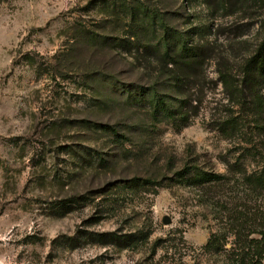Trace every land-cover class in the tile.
<instances>
[{"label":"rangeland","instance_id":"obj_1","mask_svg":"<svg viewBox=\"0 0 264 264\" xmlns=\"http://www.w3.org/2000/svg\"><path fill=\"white\" fill-rule=\"evenodd\" d=\"M143 6L211 55L208 81L193 89L199 114L179 130L148 109L155 92L169 107L181 95L154 42L132 36L129 16ZM263 35L261 0L243 11L202 0H0V264H226L227 215L241 211L249 227L264 216V193L238 176L221 191L197 187L192 171L264 167V112L240 134L215 129L239 111L218 65L236 75ZM109 232L135 242L93 236ZM219 234L218 249L208 246Z\"/></svg>","mask_w":264,"mask_h":264},{"label":"trees","instance_id":"obj_2","mask_svg":"<svg viewBox=\"0 0 264 264\" xmlns=\"http://www.w3.org/2000/svg\"><path fill=\"white\" fill-rule=\"evenodd\" d=\"M202 1L209 8H222L230 11L234 9L243 11L246 2H248V0ZM261 3L264 4V0H261ZM142 8L141 16L134 13L129 16L130 21L128 23L133 25L134 32L132 36L135 37V43L145 48L148 41L154 42L151 52L163 63L164 72L174 81V86L181 95L178 104L169 107L166 98L155 92L148 109L153 121L161 118L163 122H167L174 129L179 130L187 127L199 114L202 100L194 97L195 92L193 89L196 84L202 87L208 81L205 67L207 60H211V55L208 51H203L204 46L201 44L188 48L186 33L178 31L169 33L167 31L169 28L167 18L164 15L145 6ZM154 28L161 30L163 33L161 35L156 33ZM218 64L220 63L218 62ZM218 66L216 71L218 81L226 88L230 100L238 106L239 111H237V117L233 115V110L230 111L229 116L217 124L215 129L222 134L233 136L242 133L246 126L244 120L249 115H251V119L256 120L264 112V99L260 94L264 85V35L255 45L251 54L244 60L240 71L236 75L233 74V69H229L226 65ZM240 167L239 164L229 166L228 173L232 177L193 168L192 182L197 187H207L213 191H221L232 183V178L238 176L237 180L242 181L252 192L256 194L264 193V167L259 172L252 174H246ZM140 182L147 183L146 180H140ZM219 203L225 202L217 200L216 204ZM235 210L233 209V212H230L226 217L229 222H233L231 247L222 249L227 260L226 264H262L264 261L263 213H261L260 219L253 221L248 227L238 225L237 220L242 222V213L237 211L236 214ZM256 214H260L258 213V207L254 210V215ZM93 236L103 246L117 245L123 242V247H129L135 242L133 237L129 235L122 236L116 232L93 234ZM223 238L224 236L221 234L214 236L208 242V246L214 244L215 248L218 249V243Z\"/></svg>","mask_w":264,"mask_h":264},{"label":"water","instance_id":"obj_3","mask_svg":"<svg viewBox=\"0 0 264 264\" xmlns=\"http://www.w3.org/2000/svg\"><path fill=\"white\" fill-rule=\"evenodd\" d=\"M169 221H168V219H165V223H168Z\"/></svg>","mask_w":264,"mask_h":264}]
</instances>
